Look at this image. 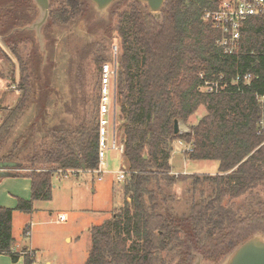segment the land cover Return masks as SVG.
<instances>
[{
    "label": "trees",
    "instance_id": "obj_1",
    "mask_svg": "<svg viewBox=\"0 0 264 264\" xmlns=\"http://www.w3.org/2000/svg\"><path fill=\"white\" fill-rule=\"evenodd\" d=\"M220 1L167 0L162 22L137 0H131L129 9L120 14L116 103L129 178L120 213L91 229L92 247L86 264H192L195 254L217 264L255 232L264 234V137L257 131L259 110L254 99L255 93H264V21H249L242 31L239 54L226 57L216 45L219 30L204 20L206 11L217 10ZM89 2H59L50 11L44 33L50 30L49 24L68 26L79 21ZM17 8L0 9V30L5 29L7 18L17 14ZM19 25L4 37L21 64L22 81L17 83L11 75V85L18 84L15 90L21 95L13 107H0L1 115L6 112L0 123V162L18 164L17 170H23L19 173L32 182V197L18 199L15 209L0 207V255L13 262L23 256L24 264H35L33 253L14 252V213L31 214L36 201H51L53 179L60 171L71 170L77 175L83 166L84 172L91 173L98 168L100 99L83 101L80 110L85 112L91 105V112L81 115L74 111L73 124L62 121L43 138L38 133L42 138L39 146L25 147L27 138L22 144L15 142L13 137L36 99L33 75L19 58L15 39L26 32L12 33ZM106 62L102 55L93 60L100 73ZM72 64L76 71L83 68L81 63ZM246 72L254 75V81L243 90L230 85L223 94L208 95L200 90L201 74L207 80L223 77V82L229 83ZM201 107L207 114L199 123L189 133L175 134V122L187 123ZM177 141L192 144L191 151L185 152L188 160L218 162V173L171 175ZM189 181L192 191L199 183H209V198L194 203L183 221L162 213L152 185L158 184L161 190L160 184L175 186ZM241 196L248 200L244 214L223 206L226 197ZM169 254L179 257L177 262L167 260Z\"/></svg>",
    "mask_w": 264,
    "mask_h": 264
},
{
    "label": "rangeland",
    "instance_id": "obj_2",
    "mask_svg": "<svg viewBox=\"0 0 264 264\" xmlns=\"http://www.w3.org/2000/svg\"><path fill=\"white\" fill-rule=\"evenodd\" d=\"M61 1L52 0L51 9L57 8ZM130 1L126 0L112 7L106 19H99L94 6L89 2L85 15L79 21L68 26L49 24L50 30L44 33L47 51L45 61L34 32H26L15 37L18 56L23 64H28V72L33 75V87L36 92L35 103L23 117L13 137V139L16 137L15 142L22 144L21 141L27 138L25 140L27 142H23L25 147L27 144L29 147L39 146L40 139L54 125L62 121L73 124L77 115L74 111L78 110L81 115L86 114V111L91 112V105L86 107L85 112L80 110V106L83 109V101L90 102L91 98L101 100V73L93 60L102 55L106 57V63L112 64L120 55L121 38L117 30L119 16L129 9ZM16 5L17 14L11 16V20L7 18L5 29L0 30L1 108L13 107L21 95L20 91L16 92L17 90L12 88L11 75L16 77L17 83L22 81L21 64L5 43V33L19 23L21 25L15 28L29 25L38 17L37 7L32 0H0V9L5 11ZM15 17L19 19H14ZM1 55H5V58L2 59ZM72 63H81L83 68L76 71ZM116 113L117 138L121 144V116L118 103ZM206 114V109L201 107L187 123H180L181 133H189ZM5 116L6 112H2V115L0 113V123ZM38 133L42 138L37 135ZM112 140L113 136L110 137V143ZM184 144V149L188 146L193 147L192 144L185 142ZM4 149L7 151L9 145ZM174 150L171 175L187 173L214 176L218 173V162L190 161L185 156V150L175 148ZM106 161L108 166L101 179L94 173H81L78 177L74 174H69L68 177H55L51 201H36L31 214L16 212L13 223L14 236L17 241L28 242L30 237L25 234V230L30 227L34 242L39 248L36 264H86L92 247L91 229L112 220L120 213L125 201L124 185L129 178V169L124 156L118 151L111 150ZM122 169L128 172L127 178L124 182H119L117 176ZM15 179L24 177L0 180V206L8 208L15 206L17 199L22 196L24 185H14L20 183L15 182ZM157 185L154 183L152 188L159 197L160 211L171 213L181 221L190 215L194 203L210 196L209 183H199L194 191L191 181L175 186L160 184L163 188L161 190H158ZM223 206L233 208L242 215L248 208V200L246 196L236 199L226 197ZM62 215L65 220H61ZM187 227L190 229L189 225ZM178 258L173 257V254L167 256V260L172 259L173 263L177 262ZM194 261L195 259L192 264ZM0 264H4L1 258Z\"/></svg>",
    "mask_w": 264,
    "mask_h": 264
},
{
    "label": "built area",
    "instance_id": "obj_3",
    "mask_svg": "<svg viewBox=\"0 0 264 264\" xmlns=\"http://www.w3.org/2000/svg\"><path fill=\"white\" fill-rule=\"evenodd\" d=\"M252 19L264 21V0H221L217 10L206 11L204 15V20L219 30L220 37L216 45L226 57L239 54L243 40L242 31ZM262 34L264 36V25L262 26ZM116 74L117 58L112 64L106 63L102 66L101 100L99 103V165L93 172L100 179L108 166L106 161L108 152L111 150L121 154L124 152V146L119 144L116 131ZM200 77L203 81L200 90L208 95L227 93L229 85L236 86L237 90H243V87L251 86L254 81V75L251 72L237 74L229 83L223 82V77L213 80H207L203 74ZM12 88L16 89V85H13ZM254 99L259 110L257 131L264 137V93H255ZM112 136L113 140L110 143ZM186 151H191V148H187ZM60 172L64 177L77 173L71 170ZM127 173L124 169L120 170L117 180L124 182ZM61 220H65V217L62 216Z\"/></svg>",
    "mask_w": 264,
    "mask_h": 264
},
{
    "label": "water",
    "instance_id": "obj_4",
    "mask_svg": "<svg viewBox=\"0 0 264 264\" xmlns=\"http://www.w3.org/2000/svg\"><path fill=\"white\" fill-rule=\"evenodd\" d=\"M38 10V17L29 25L16 28L14 32H34L39 43L40 52L44 55V61L47 58V51L45 49V35L44 30L49 21L51 11V0H32ZM94 6L99 19H106L109 15V10L120 1L123 0H89ZM145 5L149 13L156 21H163L162 11L167 0H137ZM175 134H180V123L175 122ZM83 171L85 167L83 166ZM18 169V164L14 162H0V180L13 177H23ZM194 264H216L205 261L200 254H195ZM217 264H264V234L255 232L247 240L240 243L229 255H227L221 262Z\"/></svg>",
    "mask_w": 264,
    "mask_h": 264
},
{
    "label": "crops",
    "instance_id": "obj_5",
    "mask_svg": "<svg viewBox=\"0 0 264 264\" xmlns=\"http://www.w3.org/2000/svg\"><path fill=\"white\" fill-rule=\"evenodd\" d=\"M174 148L178 149L180 151L181 150H185L186 151L187 148H191V147L188 146L186 149H184L185 148L184 142L177 141V142L174 143ZM174 152H175V150H174ZM172 158H171V160H172ZM170 164H171V161H170ZM171 167H173L172 164H171ZM81 173H91V172L82 171V172L78 173L77 175H75V174L74 175L76 177H78ZM61 174L62 173L59 172L58 174L55 175V177H64ZM91 174H93V173H91ZM179 174H182V173H179ZM183 174H187V173H183ZM15 180H16L15 182H20V183L19 184L15 183L14 185H17V186L24 185L23 190L21 192L22 196H20V198H18V199L30 200L31 197H32V182H31V180L28 179V178H25V177H24V179H15ZM53 189H55V186H54ZM52 199H53V196H52ZM17 203H18V201H17ZM16 206H17V204L15 206L10 207V208L5 207L3 205H1L0 207L8 208V209H15ZM15 216H16V212L14 213V216H13V223H14V220H15ZM89 231H90V229H89ZM25 234L30 237V240L28 242L22 241V240H18L17 241V238L14 236V233H13V237H14V252L18 253V254H23V252L25 250H27L28 252L33 253L34 257H35V264H36V262H37V252H39V248H38L37 244L34 242L32 232L30 231V227L29 228L27 227V229L25 230ZM0 258H1V260H3L4 264H24L23 256H21L20 259L17 262H13L11 257H9L7 255H0Z\"/></svg>",
    "mask_w": 264,
    "mask_h": 264
}]
</instances>
